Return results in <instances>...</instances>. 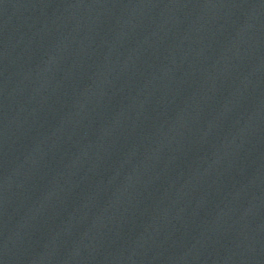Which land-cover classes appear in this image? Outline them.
I'll use <instances>...</instances> for the list:
<instances>
[{
	"label": "water",
	"instance_id": "water-1",
	"mask_svg": "<svg viewBox=\"0 0 264 264\" xmlns=\"http://www.w3.org/2000/svg\"><path fill=\"white\" fill-rule=\"evenodd\" d=\"M0 264H264V0H0Z\"/></svg>",
	"mask_w": 264,
	"mask_h": 264
}]
</instances>
